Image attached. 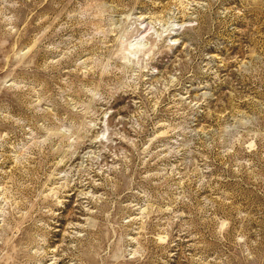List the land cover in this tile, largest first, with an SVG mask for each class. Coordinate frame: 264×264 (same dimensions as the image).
<instances>
[{
  "label": "rangeland",
  "instance_id": "obj_1",
  "mask_svg": "<svg viewBox=\"0 0 264 264\" xmlns=\"http://www.w3.org/2000/svg\"><path fill=\"white\" fill-rule=\"evenodd\" d=\"M0 264H264V0H0Z\"/></svg>",
  "mask_w": 264,
  "mask_h": 264
}]
</instances>
